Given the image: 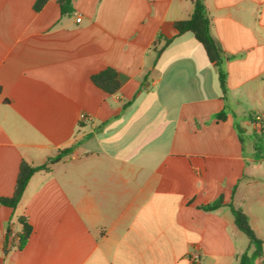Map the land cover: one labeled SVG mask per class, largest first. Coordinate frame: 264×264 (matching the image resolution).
Masks as SVG:
<instances>
[{"label": "crops", "instance_id": "0c3cea01", "mask_svg": "<svg viewBox=\"0 0 264 264\" xmlns=\"http://www.w3.org/2000/svg\"><path fill=\"white\" fill-rule=\"evenodd\" d=\"M35 2L0 0V198L22 161L70 152L15 208L0 202V264H240L250 241L230 204L264 264V0H205L226 99L203 45L175 27L192 0H72L66 14ZM108 67L113 94L92 82ZM20 218L32 229L22 249Z\"/></svg>", "mask_w": 264, "mask_h": 264}, {"label": "trees", "instance_id": "16d2710c", "mask_svg": "<svg viewBox=\"0 0 264 264\" xmlns=\"http://www.w3.org/2000/svg\"><path fill=\"white\" fill-rule=\"evenodd\" d=\"M48 0H36L34 9L40 11ZM194 8L193 12L188 19L180 20L175 22V27L179 34L186 32H191L194 34L196 39L203 45L208 58L217 68L218 80L220 89L222 91V96L224 99L227 98V71L225 68V63L227 56L219 43L214 39L210 31V20L208 16V11L206 9L205 0H192ZM60 5L61 14L70 13L73 11L72 0H58ZM169 42V41H167ZM166 42V43H167ZM92 82L105 91L108 94H113L120 87V82L118 80V73L113 68H106L101 72L94 74L92 76ZM217 118L224 120L226 118V113L224 111L217 114ZM263 130L259 134H254V147L258 156L264 152V134ZM240 133V139L243 143V132ZM69 149L60 150L55 156L48 158L47 162L38 166H32L26 161H22L20 165V170L16 182L15 191L10 198H0V202L4 203L12 208H15L20 202L26 186L33 174L40 171H49L51 165L58 162L62 157L63 153H69ZM223 198L212 202L203 207L205 211H212L223 206ZM235 220L237 228L243 232L250 241V246L240 257V264H254L255 260L262 256L263 252V241L259 239L253 229L250 226L248 216L240 209L235 208L232 204L229 205ZM20 223L22 225V231L20 233L18 248L22 249L27 244L32 229L25 218H20ZM251 248L253 250L251 251Z\"/></svg>", "mask_w": 264, "mask_h": 264}, {"label": "built area", "instance_id": "2783aa9c", "mask_svg": "<svg viewBox=\"0 0 264 264\" xmlns=\"http://www.w3.org/2000/svg\"><path fill=\"white\" fill-rule=\"evenodd\" d=\"M76 21L80 22L81 21V17L78 16L76 18ZM81 118L83 120H87L88 119V117L85 114H82ZM254 124H255L256 127L264 128V118L261 115H255L254 116ZM193 259L194 260H199V255H194Z\"/></svg>", "mask_w": 264, "mask_h": 264}]
</instances>
